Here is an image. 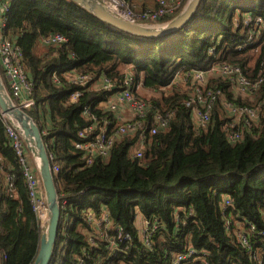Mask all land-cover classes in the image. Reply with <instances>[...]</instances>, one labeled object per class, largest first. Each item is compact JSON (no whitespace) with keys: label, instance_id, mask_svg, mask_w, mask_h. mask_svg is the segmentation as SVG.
Here are the masks:
<instances>
[{"label":"trees","instance_id":"1","mask_svg":"<svg viewBox=\"0 0 264 264\" xmlns=\"http://www.w3.org/2000/svg\"><path fill=\"white\" fill-rule=\"evenodd\" d=\"M121 1L136 14L148 9H136L137 0ZM181 1L177 14L162 23L182 12L186 0ZM9 4L4 36L21 48L34 85L36 105L25 112L46 132L51 163L60 167L54 176L62 217L51 264H97L109 256L106 242L89 244L86 211L97 216L107 211L112 224L132 237L126 254L110 264H173L190 247L205 261L187 264H264V84L252 98H242L235 97L228 79L211 77L207 89L220 95L206 129L192 124L188 92L173 84L178 74L217 64L239 66L252 80L264 77V0H201L183 29L156 39L121 32L69 0ZM248 15L262 17L261 33L238 51L249 36L243 24ZM55 35L68 42L62 47L44 44ZM127 69L135 84H141L138 97L150 108L146 118H139L143 128L116 136L110 157L96 158L88 166L76 144L93 141L102 125L109 123L112 136L123 125L102 104L120 92ZM67 73L86 74L92 81L75 86ZM0 75L5 81L1 68ZM103 75L119 89H92ZM76 91L82 94L73 103ZM145 91L152 97L142 96ZM222 99L262 110L258 124L238 125L242 139L234 144L227 131L233 117ZM156 114H169L170 122L153 135ZM41 116L50 119V127L42 126ZM90 127L95 130L80 137ZM141 140L144 155L135 159L132 154ZM138 213L150 230L158 225L148 247L139 239ZM241 230L249 248L239 238ZM43 232L0 113V264H33Z\"/></svg>","mask_w":264,"mask_h":264},{"label":"built area","instance_id":"2","mask_svg":"<svg viewBox=\"0 0 264 264\" xmlns=\"http://www.w3.org/2000/svg\"><path fill=\"white\" fill-rule=\"evenodd\" d=\"M137 1L143 2L145 0ZM9 2L10 0H3L0 3V65L3 68L5 81L3 78L1 79L14 105L23 111H31L36 105L34 100V85L31 80H29L23 65V52L13 39L4 36V31L7 28V14L10 7ZM104 2L118 13V17L128 22L138 24L134 18L142 17L145 21H149V23L157 27L165 24L162 23L163 20L166 17L176 15L177 11L182 7L181 0H154L155 8H148L136 14L131 5L121 0H104ZM118 8L122 9L123 11L121 12L124 14H121ZM262 23L263 19L260 16L248 15L244 17L243 24L249 29V36L246 41L238 45V51L246 50L253 42L255 36L260 35L261 32H257L262 27ZM43 41L46 45L56 47H62L68 42V40L61 35L51 36ZM129 69L132 70V68ZM179 76L181 75L178 74L175 77L173 84L178 85L177 80L180 79ZM66 77L73 85H78L80 87L89 86L92 81L91 76L86 74L67 73ZM182 77L183 79H180L182 88L188 92L189 96L186 101V106L191 109L192 124L197 129L207 128L211 121L213 106L218 95H220L218 91L212 92L207 89L211 77L228 79L235 97L242 98H252L264 84V77L260 74L256 79L252 80L244 74L241 67L230 64H217L207 71L195 70L185 75L182 74ZM55 82L58 83L56 80ZM92 89H100L109 92L119 88L115 86L113 80L103 75L98 81L92 84ZM140 89L141 84H135L134 73L127 70L120 86V92H117L111 96L107 102L102 104L107 111L115 113L116 117L123 121V125L115 132L114 136L108 133L109 130L107 126L109 123L102 125L99 128L100 133L93 141L76 144V149L83 153V158L88 166H90L96 158L107 160L110 157L116 136L134 133L138 129L143 128L142 121L139 118H146L150 108L146 101L138 97L137 92H139ZM81 94L80 91L74 92L71 95V102H77ZM222 105L233 117V121L227 126L228 140L233 144L242 139V132H239L238 125L244 122L245 127L251 128L253 125L258 124L262 115L260 107L236 106L226 99H222ZM126 112H130V115H132L128 119H124L123 117ZM0 113L5 123L6 136L11 142L18 158V163L25 179L33 211L43 229H45L46 224L43 222V216L45 213L47 216L48 209L38 167L32 165L33 158L31 160V154L28 151L22 130L19 128L18 124L14 120L9 119L1 111ZM85 115H88V112ZM154 120L157 126L151 130V134L153 135L156 134L158 130H163L168 127L170 122L169 114H156ZM94 130V127L87 128L83 133H80V137L86 138L88 136L87 134ZM45 134V131L42 132V135ZM143 147L144 140H141L133 151V158H143ZM52 171L54 175H57L60 172L59 165H52ZM11 186L12 185H10V188ZM67 202L68 201H64L63 206H65ZM227 205H230V202H228ZM109 216L107 211H103L100 216H97L96 213L92 211H86L85 213L86 222L91 228L90 233H86L89 244H94L97 240H100L106 242L108 245L109 256L99 261L97 264H110L107 261L112 262L123 254H126L128 245L132 243L131 235L123 234L120 228L112 224ZM68 223L69 221L66 220V227L69 226ZM157 228L158 225H154L153 229L150 230V223L143 220L142 226H139V239L144 246L148 247L151 245L153 233ZM110 231L113 235L110 234ZM239 238H241L246 248H249L248 239L246 233H243V230L239 232ZM191 260L193 262L205 261L203 256H197L193 247L176 255L172 261L173 264H187Z\"/></svg>","mask_w":264,"mask_h":264},{"label":"water","instance_id":"3","mask_svg":"<svg viewBox=\"0 0 264 264\" xmlns=\"http://www.w3.org/2000/svg\"><path fill=\"white\" fill-rule=\"evenodd\" d=\"M69 1L92 14L99 21L121 32L141 38L156 39L175 34L183 29L197 12L201 0H190L178 16L158 27H149L128 22L107 10L99 0ZM0 111L18 124L22 130L28 151L37 163L48 211L45 229L40 240L39 252L33 264H51L62 217L51 158L48 154L40 128L25 111L14 105L1 78Z\"/></svg>","mask_w":264,"mask_h":264},{"label":"crops","instance_id":"4","mask_svg":"<svg viewBox=\"0 0 264 264\" xmlns=\"http://www.w3.org/2000/svg\"><path fill=\"white\" fill-rule=\"evenodd\" d=\"M134 5H135L136 9H140V8H143V7H148V8L151 7V8H153L155 6V3H154V0H145L143 2H135ZM0 15H1V11H0ZM0 68L3 71V68L2 67H0ZM131 116L132 115H130V112H126L123 115L124 119H128ZM41 123H42V126L45 127V128H48L51 125L50 119L48 117H42L41 116ZM142 223H143V217H142V215L140 213H138L137 224H138V226H140V225H142Z\"/></svg>","mask_w":264,"mask_h":264},{"label":"rangeland","instance_id":"5","mask_svg":"<svg viewBox=\"0 0 264 264\" xmlns=\"http://www.w3.org/2000/svg\"><path fill=\"white\" fill-rule=\"evenodd\" d=\"M190 2V0H186V5L188 4ZM185 5V6H186ZM185 6L183 7V9L185 8ZM149 8H151V7H149ZM182 9V10H183ZM118 10H119V12L121 13V14H124V13H122L121 11H123L122 9H119L118 8ZM135 19V21L138 23V24H142V25H144V26H149V27H157L156 25H154V24H152V23H149V21H145L144 20V18H142V17H139V18H134ZM236 24H237V22H236ZM251 65H253V62L251 63ZM130 68V67H129ZM127 70H129V69H127ZM181 76H179V78L182 80L183 79V77H182V74H180ZM0 78H1V75H0ZM180 79H178L177 80V83H178V85L177 86H180V87H182V83H181V81H180ZM141 95L142 96H145L147 99H149L150 97H152L151 96V93L150 92H147V91H145V92H141ZM32 112L34 111L33 109L31 110ZM34 159V158H33ZM31 160H32V155H31ZM32 165L34 166V167H36L37 166V163L35 162V160H32ZM137 217H138V215H137ZM237 226H240L239 224H237Z\"/></svg>","mask_w":264,"mask_h":264},{"label":"bare ground","instance_id":"6","mask_svg":"<svg viewBox=\"0 0 264 264\" xmlns=\"http://www.w3.org/2000/svg\"><path fill=\"white\" fill-rule=\"evenodd\" d=\"M99 2L107 9L109 10L111 13H113L114 15L118 16V13L110 6H108L104 0H99ZM46 221H47V216H46V213L45 215L43 216V222L44 224H46Z\"/></svg>","mask_w":264,"mask_h":264}]
</instances>
